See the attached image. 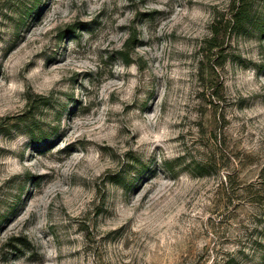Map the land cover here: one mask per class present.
<instances>
[{
	"label": "rangeland",
	"instance_id": "rangeland-1",
	"mask_svg": "<svg viewBox=\"0 0 264 264\" xmlns=\"http://www.w3.org/2000/svg\"><path fill=\"white\" fill-rule=\"evenodd\" d=\"M0 264H264V0H0Z\"/></svg>",
	"mask_w": 264,
	"mask_h": 264
}]
</instances>
